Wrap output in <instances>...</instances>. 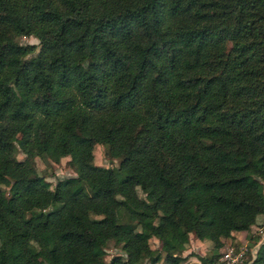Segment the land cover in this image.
Returning a JSON list of instances; mask_svg holds the SVG:
<instances>
[{
	"label": "trees",
	"instance_id": "1",
	"mask_svg": "<svg viewBox=\"0 0 264 264\" xmlns=\"http://www.w3.org/2000/svg\"><path fill=\"white\" fill-rule=\"evenodd\" d=\"M260 214L264 0H0V264H181L190 234L213 264Z\"/></svg>",
	"mask_w": 264,
	"mask_h": 264
},
{
	"label": "rangeland",
	"instance_id": "2",
	"mask_svg": "<svg viewBox=\"0 0 264 264\" xmlns=\"http://www.w3.org/2000/svg\"><path fill=\"white\" fill-rule=\"evenodd\" d=\"M17 39L21 43H38V39L33 35L19 36ZM16 155L19 159L25 157L24 153L18 148L16 150ZM76 157V153L65 156L52 155L36 157L35 163L38 171L43 174L47 180L51 181L53 186L56 179L75 173L72 161H74ZM122 157L123 154L108 152L103 144L97 143L94 146V162L96 164L117 166ZM137 190L138 194L144 197V193L139 187ZM45 236L48 239L51 238L49 233H46ZM0 238H2V232H0ZM186 240V249L182 252L183 255H186V258L181 264H205L199 259L200 255L204 257L215 255L213 242L208 237L198 241L195 239V236L190 234ZM149 242L152 248L160 249L162 246L161 241L156 237L150 238ZM223 243V246L216 252L218 255L213 264H216V262L221 264L222 261L220 257H222L228 249L232 250L231 260L235 259V264H252L257 251L264 245V214L257 216L255 223L251 225L249 230L223 238ZM113 254L124 255L123 245L122 243L110 240L106 245V254L104 256L105 264H108ZM156 264H164L163 259Z\"/></svg>",
	"mask_w": 264,
	"mask_h": 264
},
{
	"label": "built area",
	"instance_id": "3",
	"mask_svg": "<svg viewBox=\"0 0 264 264\" xmlns=\"http://www.w3.org/2000/svg\"><path fill=\"white\" fill-rule=\"evenodd\" d=\"M232 250L228 249L225 251L222 257H220V260L222 261L221 264H235V259L231 260ZM236 258V257H235ZM216 264H219V262H216Z\"/></svg>",
	"mask_w": 264,
	"mask_h": 264
},
{
	"label": "crops",
	"instance_id": "4",
	"mask_svg": "<svg viewBox=\"0 0 264 264\" xmlns=\"http://www.w3.org/2000/svg\"><path fill=\"white\" fill-rule=\"evenodd\" d=\"M243 231H245V230L233 231V232H232V235H234V234L236 235V234L241 233V232H243ZM239 238H240V237H239ZM195 239L198 240V241L203 240V239H198V238H196V237H195Z\"/></svg>",
	"mask_w": 264,
	"mask_h": 264
}]
</instances>
